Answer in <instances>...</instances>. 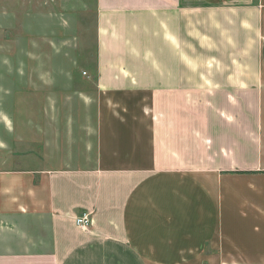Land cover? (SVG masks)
Returning <instances> with one entry per match:
<instances>
[{
	"label": "crops",
	"instance_id": "obj_1",
	"mask_svg": "<svg viewBox=\"0 0 264 264\" xmlns=\"http://www.w3.org/2000/svg\"><path fill=\"white\" fill-rule=\"evenodd\" d=\"M94 12L91 68L5 79L0 264H264V0Z\"/></svg>",
	"mask_w": 264,
	"mask_h": 264
},
{
	"label": "rangeland",
	"instance_id": "obj_2",
	"mask_svg": "<svg viewBox=\"0 0 264 264\" xmlns=\"http://www.w3.org/2000/svg\"><path fill=\"white\" fill-rule=\"evenodd\" d=\"M94 13V0H0V108L5 101L3 94L9 89L6 85L9 82L5 79L9 77L8 74H18L19 61H25L26 53L27 91L28 97L32 98V84L36 82L32 58L39 56L38 68L49 61L50 47L45 42L69 40L72 45L69 46V43L64 47L59 57L63 58L62 55L68 53L69 58H83L79 70L82 66L83 69L92 67ZM30 40L33 42L31 45ZM38 42H44V45ZM1 128L0 125V134Z\"/></svg>",
	"mask_w": 264,
	"mask_h": 264
},
{
	"label": "built area",
	"instance_id": "obj_3",
	"mask_svg": "<svg viewBox=\"0 0 264 264\" xmlns=\"http://www.w3.org/2000/svg\"><path fill=\"white\" fill-rule=\"evenodd\" d=\"M76 227L81 229H88L92 225V218L90 213H83L77 216L74 221Z\"/></svg>",
	"mask_w": 264,
	"mask_h": 264
}]
</instances>
